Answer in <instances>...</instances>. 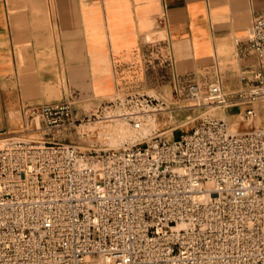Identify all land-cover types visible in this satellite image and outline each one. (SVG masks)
I'll return each mask as SVG.
<instances>
[{"label": "built area", "instance_id": "obj_1", "mask_svg": "<svg viewBox=\"0 0 264 264\" xmlns=\"http://www.w3.org/2000/svg\"><path fill=\"white\" fill-rule=\"evenodd\" d=\"M248 53L258 69L247 86L228 94L215 82L203 100L244 107L252 124L264 103V13ZM74 98L26 105V124L48 136L82 123ZM127 99L136 129L160 111L152 105L166 108ZM165 134L90 151L0 134V264H264V123L233 131L206 117L179 138Z\"/></svg>", "mask_w": 264, "mask_h": 264}, {"label": "crops", "instance_id": "obj_2", "mask_svg": "<svg viewBox=\"0 0 264 264\" xmlns=\"http://www.w3.org/2000/svg\"><path fill=\"white\" fill-rule=\"evenodd\" d=\"M56 11L62 67L46 0H0V130L13 127L15 113L24 119L26 105L59 97L89 96L98 112L118 94L154 91L173 105L197 102L215 82L233 94L258 69L248 37L264 0H56ZM27 45L43 49L39 58ZM258 108L248 130L262 126ZM244 109L222 110L223 120L235 125Z\"/></svg>", "mask_w": 264, "mask_h": 264}, {"label": "rangeland", "instance_id": "obj_3", "mask_svg": "<svg viewBox=\"0 0 264 264\" xmlns=\"http://www.w3.org/2000/svg\"><path fill=\"white\" fill-rule=\"evenodd\" d=\"M46 2L50 6L51 15L53 19V32L55 37L56 45H54V49L59 55V59L63 62V56L66 54L65 46L63 44L64 37V29H59L57 27L56 21L60 18V14L56 11V0H46ZM26 50H34L37 51V57L39 58V53L43 50L40 46H32L27 45L24 47ZM17 49V46H16ZM36 53V52H35ZM210 84L205 87L203 90L202 96H200L197 102L192 101H183L177 104L174 101L172 105L169 100H167L166 108L163 109L164 106H151V110L154 109L158 112L150 113L148 115H152L154 119H156L155 123L151 125V129H155L150 135L145 137L142 132L148 133V128H144L142 131H135L131 127H127L130 129L123 131L115 124L117 121L115 120L112 110H122L124 113L128 111V96L127 95H115L113 97L108 98V103L103 104L102 108H100L101 113H97L96 109H92L91 105H89L90 97L83 96V94L78 98H74L76 109L79 111L78 118L82 123H77L76 126L68 127L67 129L51 132L50 135L44 136L45 130L36 131L32 128L31 125L26 124L25 118L23 119L20 112L12 115V123L13 127L9 130H0V134L6 131L7 137H16L19 139L26 140H49L59 141L64 144H73L80 148L82 151H90V150H100V149H121L127 146H131L133 144L140 143L142 141H149L151 136L156 133L161 134L166 132L165 136L168 137H177L179 138L182 134L190 132L195 126H197L201 120L206 117L216 118V119H225L222 114V110L220 107L215 105H204V97L208 91ZM226 93L231 92L229 89H225ZM138 95H149L154 96L157 100L162 98L155 93L154 91L150 92H141L136 93ZM136 94H131L129 96H134ZM76 95V94H75ZM57 101L62 100V97L56 99ZM53 100H48L47 102H51ZM120 101L122 103L121 106L117 105V102ZM173 102V101H172ZM110 103L115 104V108H107L110 107ZM156 104V103H154ZM264 104V103H263ZM162 110V111H161ZM167 110V111H164ZM235 110H230L229 113H233ZM92 114L100 115V119L92 117ZM85 116L91 118L92 124L88 123ZM149 116L144 118V123H148ZM239 123L240 131H247L249 129L248 123L244 120L243 116L237 119ZM264 123V116L257 119L254 122L255 126H261ZM132 125V124H131ZM174 130V131H172ZM99 133V138L94 135L95 133ZM94 135V136H93ZM145 137V138H144ZM110 138V139H109ZM120 145V146H119Z\"/></svg>", "mask_w": 264, "mask_h": 264}, {"label": "bare ground", "instance_id": "obj_4", "mask_svg": "<svg viewBox=\"0 0 264 264\" xmlns=\"http://www.w3.org/2000/svg\"><path fill=\"white\" fill-rule=\"evenodd\" d=\"M204 105H208L206 102L205 103H203ZM220 110H224L223 108H220ZM112 112V114H113V116H114V118H116L115 120L117 121V123L115 124L116 126H118L120 129H122L123 131H125V130H129L130 131V129L127 127V125L128 126H133V125H131V123L129 122V120L125 117L126 116V113H124L121 109L120 110H112L111 111ZM97 116H99V118L98 119H100V115H97ZM241 117V116H240ZM219 120H223V119H219ZM155 121H156V119H154L153 117H152V115H149V120H148V123L147 124H145V126L144 127H141L140 129H136L134 126L133 127H131L133 130H135V131H142L144 128H148V133L147 132H142V134L145 136V137H147L148 135H150V133H152L155 129H151V125L153 124V123H155ZM225 121V120H224ZM88 123H91L92 124V121L91 122H88ZM229 125V124H228ZM229 127L233 130V131H240L239 130V123H238V121L235 123V125H233V126H231V125H229ZM96 137H97V139L99 138L98 136H99V133H95L94 134ZM93 135V136H94ZM144 137V138H145ZM110 139V138H109ZM42 140V139H41ZM120 146V145H119ZM91 264H107L106 263V261L105 260H102V259H97V260H93V261H91Z\"/></svg>", "mask_w": 264, "mask_h": 264}]
</instances>
